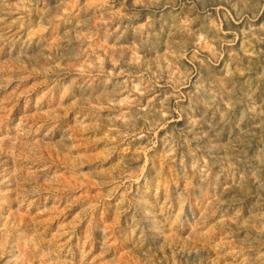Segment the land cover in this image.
I'll list each match as a JSON object with an SVG mask.
<instances>
[{"label": "rangeland", "instance_id": "1", "mask_svg": "<svg viewBox=\"0 0 264 264\" xmlns=\"http://www.w3.org/2000/svg\"><path fill=\"white\" fill-rule=\"evenodd\" d=\"M0 264H264V0H0Z\"/></svg>", "mask_w": 264, "mask_h": 264}]
</instances>
